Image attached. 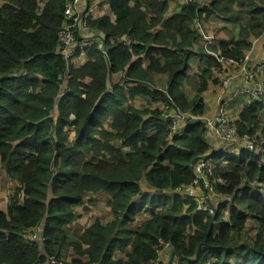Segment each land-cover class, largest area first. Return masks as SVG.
I'll list each match as a JSON object with an SVG mask.
<instances>
[{
  "label": "trees",
  "instance_id": "1",
  "mask_svg": "<svg viewBox=\"0 0 264 264\" xmlns=\"http://www.w3.org/2000/svg\"><path fill=\"white\" fill-rule=\"evenodd\" d=\"M73 1L0 0V163L22 185L0 210V264H45L68 249L76 253L70 264H152L168 248L182 264H264V100L232 121L239 140L255 142L239 154L213 150L202 120L170 138L169 119L153 105L203 116L201 94L223 63L200 51L206 66L189 100L183 86L201 39L195 22L239 25L237 36L223 38V28L210 49L242 63L252 39L264 36V0H196L170 17L166 0H107L113 19H83L94 34L77 35L82 65L59 54ZM153 73L169 75L166 90L149 87ZM116 75L121 82L110 83ZM208 155L216 162L210 180L223 181L214 215L175 192L194 184L193 166ZM99 193L109 196L113 219L96 218L72 236L76 207ZM38 227L41 240L26 242Z\"/></svg>",
  "mask_w": 264,
  "mask_h": 264
},
{
  "label": "crops",
  "instance_id": "2",
  "mask_svg": "<svg viewBox=\"0 0 264 264\" xmlns=\"http://www.w3.org/2000/svg\"><path fill=\"white\" fill-rule=\"evenodd\" d=\"M166 1L168 3V9H167V13H166L167 17H170L174 13L181 11L183 4H181V2L179 0H166ZM103 3H105V4H103ZM105 15L110 16L112 19L114 18V16L112 15V13L110 11L107 0L104 2H101L98 6L92 8L90 11V14H89V16L93 17V18L105 16ZM203 23H204V28L207 30L208 33H213L214 35L217 36L216 42L214 44L215 48L218 47V39H222V37L224 38V35L226 33L225 31H228L229 33L237 36L238 32L240 30V26L237 25L236 23H234V24H225L224 23L223 24L213 17L210 19L204 20ZM223 28H225V30H224L222 37H221L219 34ZM88 31H90L91 33L94 34V32H92L91 30H88ZM98 40L100 41L101 39L98 38ZM127 41L129 42V44L125 45L123 42L124 46H130L131 45V42L128 39H127ZM252 41H253V44H252L253 46H251V48L245 53V55L249 54V59H247V61L244 63V65L243 64H231L229 62H226L223 64V69L220 73L215 74L214 70L212 71V73L215 74V77L218 79V81L217 80L215 81L213 77L211 79H208L207 89L205 91H203L201 94V96L204 100L203 101V111H205V114H204L205 116L203 115V117H206V115L209 116L206 118H213V117L217 116L219 113V109H220L221 104L224 103L225 106H227V113L228 112H234L235 113V116L232 120L233 122H235L238 119V116L240 115V113L244 110V108L246 106H252L255 102H261L262 101V100H255V98L253 97V95L251 93L243 94V91L247 88L250 89L251 91H254L255 88L258 86V84H261L264 86V67H263V71L255 73V77H257L258 79H256L254 77L253 79L247 80L246 76H245L246 69L255 70V68H257L259 65L264 66V36H262L260 39L254 38V39H252ZM200 47H203V46L201 45V43L199 41V43L195 46V49H194L196 52V55L193 57L190 68L188 70L189 77L191 79H190V81L189 80L187 82L185 81L184 86H183V90L186 93L189 100H192L193 98H195L197 96V91H198V88L200 86V82H199L200 72L206 66L205 63H203L198 56L200 51L206 52L205 50H203ZM101 49H102V45H101ZM77 58H79V57H77ZM82 59L84 60L83 62L85 63L86 57H85L84 53H83ZM142 64H143L144 68H147L149 65V62L147 59H145ZM244 66L246 69L244 68ZM227 72L229 73V76L232 77V81H231L232 83L230 84V86L228 88H225L222 86V83H223V79L226 77ZM112 77H111V79H112ZM119 77L121 78V76H119ZM157 77H162L163 80L167 79L166 85L164 88L159 87V85L155 82V78H157ZM152 78H153V82L155 83V85L153 86L152 84H149L150 88H152V89L155 88L156 90H160V91H164L168 88L169 75L167 73H165V74L153 73ZM111 82H113V81L110 80V83ZM115 83H118V82H115ZM189 85L193 86V91H194L195 95L192 97H190L187 93V86H189ZM211 85L212 86L216 85V86L212 87ZM130 86H132V85H130ZM210 86H211V88H210ZM213 90L215 91V95L219 97V100L215 101L214 109L213 108L209 109V105L207 103V100L208 99L213 100V96H211L212 95L211 91H213ZM63 94H64V92L61 93L60 97ZM56 103H58V102H56ZM170 103L171 104L166 105L164 102L163 103L157 102V103H154L153 105L155 108L156 107L160 108L162 111H164L165 114L167 112L174 111V110L181 111L180 109L175 108L172 102H170ZM206 103H207V105H206ZM207 106H208V108H207ZM228 107H230V109ZM185 113H190V112H185ZM52 116L56 120L59 117V111H58L57 107H55ZM169 121H170V127H171L170 138H172L173 136H182L184 134V129L188 123L183 122L180 124V126L178 128L173 129L172 122L170 119H169ZM207 134L209 136V140H212V142L210 144L214 148H218V149H213V150H219V149L224 148V141L221 138L215 136L213 131L207 129ZM254 143L255 142H253L251 139H243V140L240 139V140L235 142V146L234 145L230 146L228 151H230V153L239 154L243 149H249V147L251 145H254ZM223 165L227 166V162H224ZM214 167L216 168V162L214 164ZM214 173H215V169H214ZM4 174L9 178V180L11 181L12 184L16 185L15 190L16 189L19 190L20 187L22 186L20 184V182L14 180L12 176L7 175L6 173H4ZM213 176H214V174H213ZM214 180L222 181L221 179L217 180L215 177H214ZM178 189L179 188L175 189V192L182 194L183 191L178 190ZM15 190L13 191L14 194H15ZM22 194L23 193L21 192L20 196ZM99 194H104V193H99ZM49 195H50L49 199L52 198L50 193H49ZM217 195L218 194H215V196H217ZM108 199H110V198H108ZM1 202H4V201L1 200ZM5 209H6V207H5ZM5 209H0V210H5ZM78 216H79V214H78ZM76 222H77V219L75 222H73L70 225V227L72 225H75ZM92 223H90L88 226H90ZM103 223H107V222H103ZM68 252L73 253L72 257H74L73 259H75L76 253H75L74 249H68L66 254ZM66 254H65V256H63L65 259H66ZM170 256H171V258H173V254H172L171 250L168 248V249L161 252L160 260H162L164 263H168V262H170V260H169Z\"/></svg>",
  "mask_w": 264,
  "mask_h": 264
},
{
  "label": "built area",
  "instance_id": "3",
  "mask_svg": "<svg viewBox=\"0 0 264 264\" xmlns=\"http://www.w3.org/2000/svg\"><path fill=\"white\" fill-rule=\"evenodd\" d=\"M92 0H74L72 3L67 4L65 10L66 16V25L62 28L59 33L60 39V49L59 54L67 61L74 60L77 52V48L79 46V42H77V35L80 34L81 38H88L93 36L90 34L88 36V30H84V27H87L83 21V19L89 16L92 8L98 6L101 2L106 0H96L92 4ZM181 4H190L196 0H179ZM204 21L199 19L195 22L194 28L200 34L201 39L200 43L204 47L205 51L208 54L214 55L220 62L223 64L229 62L231 64H243L249 59V54L245 56V59L242 63H238L234 60H224V58L220 57L219 54L210 49V46L214 45L216 42V37L213 33H208L204 28ZM103 33H99L97 37L102 38ZM260 39V38H258ZM125 45H128L129 42L127 40L123 41ZM74 58V59H72ZM263 65H259L255 70L246 69V79L250 80L255 77L256 72L263 71ZM232 77L229 76L227 72L226 77L223 79L222 86L228 88L232 83ZM251 93L255 100H263L264 99V86L258 84L254 91L250 89H245L243 94ZM223 107L219 109V113L217 116L213 118H206L203 116H198L192 113H185L179 110H174L167 112L165 116L171 120L173 129H176L180 126L181 123H193L196 120H202L206 129H209L214 132V135L221 138L224 141L223 150L228 151L229 147L234 145L236 141H238V133L236 129L233 127L232 122L229 120L228 115H226L227 110L224 103L221 104ZM249 149H254V145H251ZM230 152V151H228ZM214 160L210 155L201 158L198 162H196L193 166L195 173V181L193 185L179 188L178 190L183 191L182 194L187 197L195 200L197 203V210L201 212H205L208 215L216 214L217 207L213 200H211V204H206L205 194L209 197V199L216 194L215 184L216 180H210V177L214 174ZM42 231V228L38 227L35 229V234L30 232L24 236V240L26 242H37L41 240L39 238V233ZM45 264H65L64 258H58L57 256H51L47 263ZM152 264H175L174 262L164 263L162 260L158 259Z\"/></svg>",
  "mask_w": 264,
  "mask_h": 264
},
{
  "label": "rangeland",
  "instance_id": "4",
  "mask_svg": "<svg viewBox=\"0 0 264 264\" xmlns=\"http://www.w3.org/2000/svg\"><path fill=\"white\" fill-rule=\"evenodd\" d=\"M200 2H204L206 0H197ZM92 4L94 2H96V0H92L91 1ZM105 4V3H103ZM91 33L90 31H88V36ZM88 39H92L89 38ZM83 55L78 56L79 58L74 59L73 60V64L74 65H82L84 62V60L82 59ZM195 67V66H194ZM193 67V68H194ZM256 79H258L257 77H255ZM166 80H163L162 77H157L155 78V82L159 85V87L164 88L166 85ZM111 81L113 82H120L121 78L119 77V75L113 76ZM217 85V84H216ZM216 85L212 86L215 87ZM210 86V88H211ZM209 88V89H210ZM187 93L190 97L194 96V91H193V86L189 85L187 86ZM211 96H213V100L208 99L207 103L209 105V109H214L215 106V101L219 100V97L215 95V91H211ZM241 98V97H240ZM206 103V105H207ZM136 105L138 107H143V101L142 100H138L136 102ZM223 106L221 105L220 108H222ZM208 108V106H207ZM230 109V107H228ZM226 110H227V106H226ZM226 115H229L228 118L229 120L232 122L235 113L234 112H228L226 113ZM206 117H209L208 115H206ZM209 137V136H208ZM212 139V138H211ZM210 142H212V140H209ZM235 146V144H234ZM218 183H223L222 181H219ZM16 185L12 184L11 181L9 180V178L4 174L2 165L0 163V209H5V207H7L8 203L10 202V197L14 194L13 191L15 190ZM148 189L146 187H144V190ZM146 191V190H145ZM108 196L105 194H97V195H91L90 197H88L84 203V205L82 207H76V211L79 214V217L77 218V222L75 223V225H72L70 227V232L71 235L73 236L76 232L78 231H82L84 230L90 223H92L94 221V219L96 218H100L103 222H110L113 219V215L111 212V209L108 207L107 205V200H108ZM216 203V205H219V203L224 199L223 197H220L219 195L217 196H212L210 198V200H213ZM1 200H3L4 202H1ZM91 200V201H90ZM6 201V202H5ZM227 216H228V211H226V215L224 217L225 220H227ZM144 219V217H140L138 219V222L142 221ZM136 225V224H133ZM254 222H252L250 220L249 224H248V229H249V233H247L250 237H254L255 235V229H254ZM71 252H68L66 254V259H65V264H70L71 261L73 260L74 257H72ZM119 257H124L123 254L120 255L118 254ZM170 262H174L175 264H182L180 263L177 259H172L171 256L169 257Z\"/></svg>",
  "mask_w": 264,
  "mask_h": 264
}]
</instances>
